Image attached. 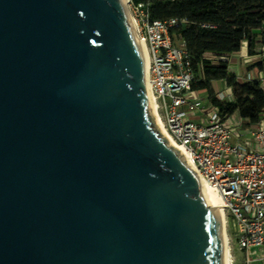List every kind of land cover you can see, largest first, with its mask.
I'll list each match as a JSON object with an SVG mask.
<instances>
[{
    "label": "water",
    "instance_id": "water-1",
    "mask_svg": "<svg viewBox=\"0 0 264 264\" xmlns=\"http://www.w3.org/2000/svg\"><path fill=\"white\" fill-rule=\"evenodd\" d=\"M139 42L127 0H0V264H225Z\"/></svg>",
    "mask_w": 264,
    "mask_h": 264
},
{
    "label": "built area",
    "instance_id": "built-area-1",
    "mask_svg": "<svg viewBox=\"0 0 264 264\" xmlns=\"http://www.w3.org/2000/svg\"><path fill=\"white\" fill-rule=\"evenodd\" d=\"M127 3L145 45L147 81L166 131L184 148L197 176L220 197L225 226L231 224L230 239L244 264L264 260V108L247 126L238 113L222 115L207 102L206 93L191 87V56L174 35L185 19L151 18L150 0ZM236 77L256 79L264 91V70ZM217 97L231 100L232 92L221 90Z\"/></svg>",
    "mask_w": 264,
    "mask_h": 264
},
{
    "label": "trees",
    "instance_id": "trees-1",
    "mask_svg": "<svg viewBox=\"0 0 264 264\" xmlns=\"http://www.w3.org/2000/svg\"><path fill=\"white\" fill-rule=\"evenodd\" d=\"M149 12L154 19H185L174 35L191 56L192 89L204 90L222 115L238 113L245 126L255 123L264 108V91L256 79L238 81L222 57L240 50L242 41L248 55L262 52L257 48L264 47V0H150ZM251 66L264 70V57ZM216 80L230 87L231 100L217 97Z\"/></svg>",
    "mask_w": 264,
    "mask_h": 264
},
{
    "label": "bare ground",
    "instance_id": "bare-ground-1",
    "mask_svg": "<svg viewBox=\"0 0 264 264\" xmlns=\"http://www.w3.org/2000/svg\"><path fill=\"white\" fill-rule=\"evenodd\" d=\"M139 43H140V48H141V51L143 54L144 80H145V86H146V90H147L148 97H149L150 110H151L153 122H154L155 126L157 127L158 131L160 132V134L166 139V141L179 152V154L184 158V160L190 166V168L192 170H195L191 161H190V158L188 157V154L186 153L184 148L181 145H179L170 136V134L166 131V129L163 125V122H162L161 118L159 117V115L155 109L156 108V102H155L154 96L151 92L149 83L147 81L148 62H147V56H146V51H145V45L142 42H139ZM200 183H201L202 194L204 196L205 202L208 204V206L217 210L219 218L221 219L222 226L224 228V240H225L224 259H225V264H230L231 254L229 251V244H228V239H227L228 237H227L226 232H225V215H224L222 208H221V199L201 179H200Z\"/></svg>",
    "mask_w": 264,
    "mask_h": 264
},
{
    "label": "crops",
    "instance_id": "crops-1",
    "mask_svg": "<svg viewBox=\"0 0 264 264\" xmlns=\"http://www.w3.org/2000/svg\"><path fill=\"white\" fill-rule=\"evenodd\" d=\"M264 26V23H263ZM246 41H242L240 50L228 54L227 58L229 59V70L234 72L236 76H244L247 72L255 74L259 71L256 67L251 66L259 58L264 57V47H258L259 51H262L259 54L248 55ZM208 56L211 54L207 53ZM250 66V67H249ZM213 88L216 93L221 90L231 91L224 80H216L213 83ZM202 93H206L204 90H200ZM207 102L209 103L208 99Z\"/></svg>",
    "mask_w": 264,
    "mask_h": 264
},
{
    "label": "rangeland",
    "instance_id": "rangeland-1",
    "mask_svg": "<svg viewBox=\"0 0 264 264\" xmlns=\"http://www.w3.org/2000/svg\"><path fill=\"white\" fill-rule=\"evenodd\" d=\"M225 232H226L227 237H229L228 244H229V251L231 254V258H232L231 264H244L242 253L237 249V246L234 240L230 239V237H232V234H231L232 230H231L230 223L225 226ZM252 264H264V260L255 261Z\"/></svg>",
    "mask_w": 264,
    "mask_h": 264
}]
</instances>
